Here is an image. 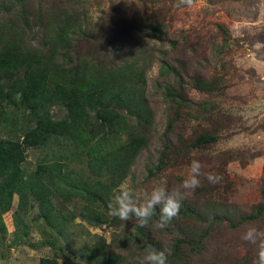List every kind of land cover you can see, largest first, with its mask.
<instances>
[{
  "label": "trees",
  "instance_id": "trees-1",
  "mask_svg": "<svg viewBox=\"0 0 264 264\" xmlns=\"http://www.w3.org/2000/svg\"><path fill=\"white\" fill-rule=\"evenodd\" d=\"M17 3V10H0V240L7 233L3 216L15 196L12 246L29 234L22 212L33 202L37 207L33 220L56 227L74 221L73 214L55 215L51 199L59 197L65 203L80 201L77 215L88 226L114 223L119 230L92 264H140L148 245L157 250L166 247L167 264H255L257 245L240 255L225 238L247 227L264 232V172L261 201L249 212L229 201L226 178L210 183L206 176L194 190L181 189L179 213L164 227L159 206L143 228L135 217L123 221L108 207L113 190L133 174L144 154L147 183L168 170L190 167L192 160L201 162V173L218 175L220 169V177L222 167H213L212 157L204 154L220 139L223 128L216 118L224 116H210L207 126L188 131L189 111L200 104L187 93V87L205 94L217 92L219 80L186 79V66L160 50L159 74L148 95L150 66L144 56L146 50L152 57V49L143 35L160 44L166 39L165 26L155 17L138 15L128 22L134 37L118 42L108 30L97 37L84 30L82 14L75 16L74 35L72 21L56 13L33 47L23 42L22 32L40 25L42 15L29 14L24 0ZM54 22L62 26L48 34ZM98 38L108 48L103 56L94 48ZM158 98L167 123L156 137L153 106ZM206 105L201 103L200 108ZM29 150L40 151L42 158L34 171L27 172L22 165ZM74 161L85 165L89 174L71 172ZM183 181L171 179L165 187L171 191ZM53 250L54 256L40 258L38 264H80Z\"/></svg>",
  "mask_w": 264,
  "mask_h": 264
},
{
  "label": "rangeland",
  "instance_id": "rangeland-1",
  "mask_svg": "<svg viewBox=\"0 0 264 264\" xmlns=\"http://www.w3.org/2000/svg\"><path fill=\"white\" fill-rule=\"evenodd\" d=\"M24 5L29 14L38 11L43 19L30 32H22L23 42L33 47L39 45L42 28L56 13L72 21L74 35L75 16L82 14L84 30L96 37L108 30L113 32L118 42L134 37L135 33L128 29V22L138 15L149 14L163 23L166 29L163 44L143 35V40L152 49V57H148L146 50L144 56L150 66L147 71L148 95L159 74L157 59L162 58L160 50L169 51L172 60L186 66V79L217 78L221 89L211 94L187 87L191 100L200 105L207 104L205 108L199 105L189 111L188 131L197 125L207 126L210 116H224L223 120L222 117L216 118L223 128L219 131L220 139L205 150L204 155L212 157L213 167H222L220 177L227 179L229 201L239 210L249 212L261 201L259 189L264 172V0H193L191 7L179 5V0H24ZM8 7L17 10L19 4L17 0H0V10ZM61 26V23L54 22L47 33L55 34ZM170 41L177 43L172 46ZM101 42L98 38L94 48L103 56L108 48ZM159 101L160 98L153 106L156 132L152 134H157L156 137L160 136L167 123L164 104H158ZM145 157L146 154L138 159L132 169L133 174L121 183L128 185L140 202H143L145 193H150L164 181L185 180L189 175L190 167L168 170L159 179L147 183L144 181L147 176ZM40 158V151L29 150L22 165L24 170L34 171ZM71 168L73 173L89 174L85 165L75 161ZM206 175L204 172L201 176ZM114 195L109 202L113 201ZM51 202L55 215L71 217L73 214L76 219L68 221L63 227L49 225L44 220H33L37 213L36 202H33V207L22 212L29 234L21 244L12 246L13 213L17 204V197H14L12 208L3 216L7 233L5 239L0 240V264H38L40 258L54 256L55 248L60 256L73 262L92 264L105 252L112 234L119 232L114 223L92 228L81 221L77 215L82 208L80 201L65 203L59 197H53ZM248 228L235 233L229 240L224 237L240 255L249 248L255 250L254 244L242 239Z\"/></svg>",
  "mask_w": 264,
  "mask_h": 264
},
{
  "label": "clouds",
  "instance_id": "clouds-1",
  "mask_svg": "<svg viewBox=\"0 0 264 264\" xmlns=\"http://www.w3.org/2000/svg\"><path fill=\"white\" fill-rule=\"evenodd\" d=\"M179 5L191 7L193 0H179ZM178 5V6H179ZM202 164L198 160H192L188 177L182 184L169 191L164 185L154 187L150 193L144 194L143 202H140L135 193L128 185L121 184L114 190L113 201L109 202V209L112 215L123 221L136 218L139 227H145L149 219L155 215L156 208L160 210V227H164L172 218L179 213L181 201L184 198L183 190H194L200 185ZM206 179L210 183H218L221 177L211 172L207 173ZM242 239L257 245V259L255 264H264V232L256 227H249L242 235ZM168 249L165 247L157 250L151 245L145 249V255L140 264H167Z\"/></svg>",
  "mask_w": 264,
  "mask_h": 264
}]
</instances>
